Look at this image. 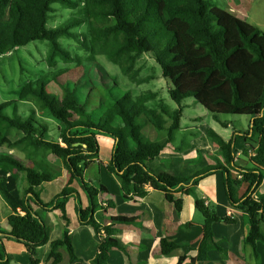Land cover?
Returning <instances> with one entry per match:
<instances>
[{
  "label": "trees",
  "instance_id": "obj_1",
  "mask_svg": "<svg viewBox=\"0 0 264 264\" xmlns=\"http://www.w3.org/2000/svg\"><path fill=\"white\" fill-rule=\"evenodd\" d=\"M82 3L83 16L70 18L57 27L48 26L55 4L76 10ZM83 24L89 27L87 51L91 65L95 64L101 76L106 71L97 57L104 55L119 65L132 81L145 82L147 78L138 77L137 60L143 54L154 56L163 77L171 82L168 83L170 97L178 104L168 136L154 141L143 131L145 123L159 130L166 129V109L148 105L154 91L137 97L130 90L122 96L111 93L113 101L97 114L81 101L78 85L59 80L63 89V95L59 96L48 89L46 79L29 81L18 100L0 103V195L12 210L7 218L10 228H3L1 232L24 243L32 264H40L38 249L49 242L50 229L33 204L47 210L60 209L63 218L69 220L66 204L75 194L79 196L80 222L92 226L102 238L97 259L93 262L80 259L66 229L62 238L51 243L52 264L63 261V248L69 255V264H107L112 248L126 251L114 234L117 223H130L134 218L119 216L105 225L97 221L95 213L102 206L99 196L109 190L101 182L94 184L85 177L86 170L99 156L98 135L104 134L115 140L106 169L119 177L126 197H145L149 193L147 186H151L164 191L166 199L180 211L183 200L176 199V193L191 194L204 177L222 173L230 204L241 209L250 224L245 243L254 248L257 256L258 242L264 243V193L256 195L264 181V30L212 0H0V55L32 41L46 40L50 43L48 66L55 67L58 59L75 62L73 52L61 44L60 38H78L75 29ZM189 97L206 107L220 122L221 114L253 118L250 129L242 134L253 147L252 166L237 164L236 137L226 140L210 129L209 136L221 152L215 165L188 176L152 170L150 162L161 154L180 127L183 102ZM29 100L38 103L44 114L57 122L58 138L51 134L49 123L39 118L36 107H31L28 115L20 114L19 101ZM12 129L20 131L19 138L10 137ZM4 147L8 150H2ZM15 148L30 161L10 151ZM48 152L62 160L68 171V183L53 200L44 202L35 188L56 179L57 171L44 158L31 156L37 153L47 157ZM21 172L25 173L28 183L24 192L20 188ZM74 181L87 193L89 207H83L78 190L72 186ZM243 182L249 186L238 197ZM196 206L205 216L196 260L204 261L211 249H221L214 240L213 223H232L235 219L219 216L202 199L196 200ZM179 246L174 240L163 238L160 251L168 255ZM185 258L186 255L181 256L179 264ZM9 263V259L0 260V264Z\"/></svg>",
  "mask_w": 264,
  "mask_h": 264
},
{
  "label": "crops",
  "instance_id": "obj_2",
  "mask_svg": "<svg viewBox=\"0 0 264 264\" xmlns=\"http://www.w3.org/2000/svg\"><path fill=\"white\" fill-rule=\"evenodd\" d=\"M238 1L239 4L236 5V1L230 0L226 9L248 21L253 0ZM193 103L195 104L194 101ZM183 104L180 127L174 131L173 138L161 154L150 162L149 165L152 170L155 172L169 170L176 175L188 176L208 165H215L217 158H221V152L219 145L209 136L210 129L219 133L226 140L236 137L235 159L237 164L242 167L252 166L253 147L247 144L242 137V134L252 126V117L235 118L240 121V128H237L233 122L231 123V118H229L230 120L221 118L222 121L220 122L214 118L208 109L207 112L202 111L201 116H196L186 111V107L190 104L186 103L185 100ZM161 105L159 108H153L166 109V113H164L166 129L162 132L166 131L168 136V128L173 123L172 114L174 111L168 118V107L164 103ZM209 115L217 123L211 125L212 127L205 121L206 117L209 119ZM152 126L154 125L152 124ZM155 129L158 128L155 127ZM155 129H149V133L152 135L151 140L154 141L159 140V134ZM101 136L104 135H98V140ZM108 139L106 136L105 143H110L107 145V149L110 151L107 159L103 160L99 155L85 172L87 180L93 181L94 184L101 182L109 190L99 196V202L102 206L97 209L95 218L103 225L111 223L119 216L134 218V221L117 223L114 237L125 247L126 251L117 247L112 248L107 264H179L180 257L183 255H186V258L180 264H264V243L258 242L257 256L254 248L245 243V238L250 232V224L244 212L230 204L225 187V177L222 173L204 177L191 194L176 193V199L183 200L180 211L177 210L175 203L166 199L164 191L154 189L151 186H147L149 193L145 197H126L122 191L119 177L116 174H110L106 169L112 158L115 145L113 138L112 141ZM99 144L101 151L104 144L101 142ZM11 152L29 160L25 153L19 154L15 150ZM36 154H33L31 158H44L57 171L56 179L35 188L44 202H50L67 185L68 171L62 160L52 156L49 152L47 157L36 156ZM72 186L78 190L83 207H89V197L80 183L74 181ZM248 186V183L245 182L241 184L238 197L246 192ZM20 188L23 192L28 188L24 172L20 174ZM263 193L264 181L256 195ZM78 199L79 196L73 194L67 201L66 208L69 220L63 218L60 209L47 210L33 204L36 212L44 219L50 229L49 242L38 249L40 264H52V259H49L51 243L62 238L66 229L70 231L79 258L86 262L96 261L102 238L92 226L80 222L77 209ZM197 199L204 200L219 216H231L235 219V222L232 223L223 221L213 223L214 240L221 249H211L208 252L209 258L204 261L196 260L204 235L205 222L204 214L196 206ZM11 212L10 206L0 195V255L3 257L0 260L9 259V264H32L28 247L22 242L8 238L1 232L3 228H10L7 218ZM163 238L174 240L180 246L168 255L162 254L160 248ZM62 251L64 258L60 264H69L68 253L64 248Z\"/></svg>",
  "mask_w": 264,
  "mask_h": 264
},
{
  "label": "rangeland",
  "instance_id": "obj_3",
  "mask_svg": "<svg viewBox=\"0 0 264 264\" xmlns=\"http://www.w3.org/2000/svg\"><path fill=\"white\" fill-rule=\"evenodd\" d=\"M212 1H215V3L223 8H227V3L230 0ZM233 1H236V5L239 4L238 0ZM84 8V3H82L79 9L76 10L64 8L59 4H55V11L52 13L51 18L48 21V26L57 27L68 21L70 18L83 16ZM248 21L256 23L264 29V0H253L252 5L250 6ZM88 29V24H83L75 29L79 33L78 38L73 39L66 36L60 38L61 44L72 51L76 57V61L72 63H65L63 60L58 59V63L55 67L48 66L46 63V57L49 52L50 43L46 40L32 41L27 45L20 46L6 54L0 55V103L7 100H18L20 92L26 83L44 78L47 80L48 89L59 96L63 95L60 81L64 82V84L72 83L78 85V93L80 94L79 97L81 101H83L90 110L95 111L97 114H101L105 110V106L113 101L114 97L111 93H114L116 96H122V94L130 90V92L137 97L148 91H154V97L148 102L149 106L159 108L162 106L161 104L164 103L165 106L168 107L167 111L169 118L171 113L178 108V104L170 97L168 92V83L170 80L168 81L163 77L162 68L159 63H157L154 56L152 54H143L137 60L136 67L138 68V77L147 78L145 82L136 83L132 81V79L123 73L119 65L112 62L104 55H99L97 57L98 63L103 70L106 71V74L104 73L101 76V71L96 70L95 64L91 65L93 62H90L89 59L87 51V46L89 44V38L87 35ZM111 75L113 76L112 78ZM115 78L117 82H115ZM194 100L193 97L185 99V102L190 104V106L186 107L188 113L201 116L202 111L207 112L206 107L199 103L194 104ZM31 107H36L39 118L49 123L51 134L55 138H58L57 122L54 119L47 117L39 107L38 103L31 100L27 102L19 101L18 111L22 115H28ZM10 111L12 112L11 108ZM242 117L247 116L221 114L222 119L228 120L231 118V123L233 122L237 128H240V121L235 118ZM205 121L210 127H212L211 125L217 124L213 121L210 115L209 119L207 117L205 118ZM150 128L155 129L152 124L145 123L143 130L146 136L149 139H152V135L149 133ZM155 130H157L159 134V140L167 137L166 131L162 132V130L159 129ZM9 135L14 140L19 138L21 133L17 129H12L10 130ZM106 136H108V140L112 141L111 136ZM106 136L104 135L99 138L101 144H104L99 153L103 160L107 159L110 152L107 149V145H110V143H105ZM2 150H8V148L4 147ZM13 150L17 151L19 154L23 153L18 148L10 151ZM36 156L39 155L36 154Z\"/></svg>",
  "mask_w": 264,
  "mask_h": 264
},
{
  "label": "built area",
  "instance_id": "obj_4",
  "mask_svg": "<svg viewBox=\"0 0 264 264\" xmlns=\"http://www.w3.org/2000/svg\"><path fill=\"white\" fill-rule=\"evenodd\" d=\"M103 235H105V231H103Z\"/></svg>",
  "mask_w": 264,
  "mask_h": 264
}]
</instances>
